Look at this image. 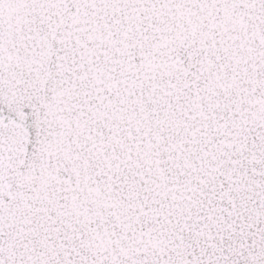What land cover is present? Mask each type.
<instances>
[{
  "label": "snow or ice",
  "instance_id": "obj_1",
  "mask_svg": "<svg viewBox=\"0 0 264 264\" xmlns=\"http://www.w3.org/2000/svg\"><path fill=\"white\" fill-rule=\"evenodd\" d=\"M0 264H264V0H0Z\"/></svg>",
  "mask_w": 264,
  "mask_h": 264
}]
</instances>
